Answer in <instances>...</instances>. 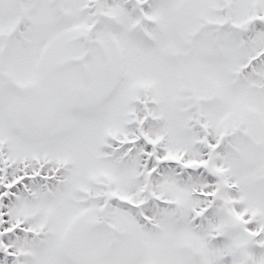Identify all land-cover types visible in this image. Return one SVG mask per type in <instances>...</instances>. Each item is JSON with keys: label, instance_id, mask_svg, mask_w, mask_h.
I'll return each instance as SVG.
<instances>
[{"label": "snow or ice", "instance_id": "6c2138e0", "mask_svg": "<svg viewBox=\"0 0 264 264\" xmlns=\"http://www.w3.org/2000/svg\"><path fill=\"white\" fill-rule=\"evenodd\" d=\"M0 264H264V0H0Z\"/></svg>", "mask_w": 264, "mask_h": 264}]
</instances>
